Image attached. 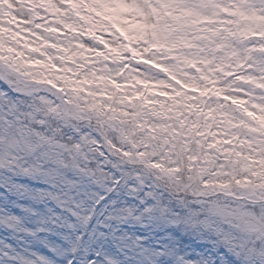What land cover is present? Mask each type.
I'll use <instances>...</instances> for the list:
<instances>
[{
  "label": "trees",
  "instance_id": "trees-1",
  "mask_svg": "<svg viewBox=\"0 0 264 264\" xmlns=\"http://www.w3.org/2000/svg\"><path fill=\"white\" fill-rule=\"evenodd\" d=\"M52 2L59 12L49 11L47 0H0V59L15 58L23 83L35 80L60 90L73 115L50 92L25 88L9 119L20 126L26 152L39 143L102 176L105 188L112 179L107 169L114 168L122 173V187L132 188L129 181H135L133 195L154 186L187 207L207 202L220 215L258 224L261 216L251 209L260 213L264 205V104L254 94L264 90V0H187L182 11L153 16L155 34H147L149 39L142 26L123 21L132 42L160 54L151 62L164 67L169 79L122 80V70L99 63L101 57L107 61L106 54L74 38L82 32L78 20L91 26L86 35L111 21L96 25L92 12L88 22L60 0ZM188 7H196L201 18L193 19ZM168 58L176 63H163ZM120 59L113 56V64ZM240 83L252 86V97ZM253 238L264 239L259 232ZM65 259L80 264L84 257L69 253Z\"/></svg>",
  "mask_w": 264,
  "mask_h": 264
},
{
  "label": "snow or ice",
  "instance_id": "snow-or-ice-1",
  "mask_svg": "<svg viewBox=\"0 0 264 264\" xmlns=\"http://www.w3.org/2000/svg\"><path fill=\"white\" fill-rule=\"evenodd\" d=\"M47 3L49 11H60L52 0ZM60 3L91 22L92 16L82 11L87 8L99 18L96 25L123 19L120 14L133 9L144 15L134 0ZM15 64L13 57L0 59V264H75L65 259L69 253H82L80 264H264V239L253 238L257 232L264 237V205L260 213L255 206L251 209L261 216L256 224L234 214L220 215L207 202L187 207L178 196L154 186L133 195L135 181H129L132 188L122 187V173L114 168L107 169L112 179L105 188L102 176L75 159L67 161L64 151L39 143L26 152L20 126L9 119L27 95Z\"/></svg>",
  "mask_w": 264,
  "mask_h": 264
},
{
  "label": "clouds",
  "instance_id": "clouds-1",
  "mask_svg": "<svg viewBox=\"0 0 264 264\" xmlns=\"http://www.w3.org/2000/svg\"><path fill=\"white\" fill-rule=\"evenodd\" d=\"M85 14H88V9H83ZM94 19H99L92 13ZM82 28V32L79 36H74V38L80 39L86 46L99 50L101 53L106 54L108 57L107 61L103 57L100 58L99 63H107L108 67L112 68L113 71L117 69L122 70V74L119 79H123L124 76L131 75L133 77H143L144 75H151L160 79H169L167 73L161 71L158 67L151 63L153 55H160L153 51L144 52L143 49L147 47L142 41L140 43L130 42L127 35L121 31V29L115 25L108 24L107 27L102 29H97L91 32L90 35H86L91 26L85 25L82 20H78ZM115 50V51H114ZM139 53V55H136ZM119 56L121 59L113 64L112 57ZM163 63L172 65L176 61L174 59L168 58L163 61ZM192 75H198L194 67H188L185 69ZM18 75L21 78V74L18 70ZM173 83H175L173 81ZM82 132H89L88 128H81ZM95 136H99L93 133ZM66 135H71L66 133Z\"/></svg>",
  "mask_w": 264,
  "mask_h": 264
},
{
  "label": "rangeland",
  "instance_id": "rangeland-1",
  "mask_svg": "<svg viewBox=\"0 0 264 264\" xmlns=\"http://www.w3.org/2000/svg\"><path fill=\"white\" fill-rule=\"evenodd\" d=\"M187 0H154V10L153 12L156 13V11L159 9H164V8H168L170 9L172 5H177L179 7H173L174 11L176 10H180L182 11L181 6H184L186 4ZM242 0H238V2H241ZM126 2H128V0H126ZM135 4L139 7V9L142 10V12L144 13L143 16L139 15L135 9H133L130 12L127 13H121L120 15L123 16V20L126 22H129L130 24H135V26H141L142 24L143 29H145V32L143 34V38L144 39H149L151 36L147 35H153L155 32V29L152 26L153 23V19L150 15V12L148 11V9L150 10L149 7H147L146 2H144V0H134ZM190 11H188L187 13H191V17L193 19H197L201 17V14L199 12V10L197 11L196 7H188ZM173 12V10H172ZM253 17L255 16V13H252ZM262 100L264 101V98H262Z\"/></svg>",
  "mask_w": 264,
  "mask_h": 264
}]
</instances>
